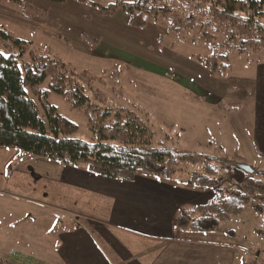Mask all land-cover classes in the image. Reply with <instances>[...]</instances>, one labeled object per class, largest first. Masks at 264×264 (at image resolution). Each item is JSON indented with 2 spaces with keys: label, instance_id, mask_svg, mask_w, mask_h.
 <instances>
[{
  "label": "trees",
  "instance_id": "obj_1",
  "mask_svg": "<svg viewBox=\"0 0 264 264\" xmlns=\"http://www.w3.org/2000/svg\"><path fill=\"white\" fill-rule=\"evenodd\" d=\"M119 12L121 23L128 28L143 29L163 19L169 23V35H191L198 30V40L206 43L210 54L198 55L196 61L212 76L228 75L232 69L225 50L263 54L257 60L264 59V0H114L98 10L104 19L118 17ZM89 77L88 72L76 73L62 58L36 51L32 42L0 27V148H15L30 157L125 182L136 181L140 174L168 181L186 174L188 185L213 191L215 197L179 212L176 226L181 233L215 232L249 204L264 217V171L252 167L254 174L243 173L238 189L220 186L222 168L247 165L237 154L233 159L228 153L216 157L167 145L156 147L155 131L147 119L123 107L98 105L89 98L87 90L93 91ZM47 81L48 89H44ZM52 93L85 112L93 143L69 138L77 125L59 114L50 102ZM4 260L5 264H45L20 251Z\"/></svg>",
  "mask_w": 264,
  "mask_h": 264
},
{
  "label": "rangeland",
  "instance_id": "obj_2",
  "mask_svg": "<svg viewBox=\"0 0 264 264\" xmlns=\"http://www.w3.org/2000/svg\"><path fill=\"white\" fill-rule=\"evenodd\" d=\"M112 3L114 0H88L84 4L0 0V27L32 42L36 51L62 58L76 73L88 72L93 90H87L89 98L98 105L123 107L147 119L155 131L156 147L167 145L216 157H226L228 153L233 159L238 154L247 165L264 171V167L258 168L247 115L239 112L242 84L245 78L254 76L252 66L263 54L225 50L232 69L226 77L216 78L222 86H227V93L223 94L226 90L210 82L196 61L198 55L210 54L206 43L198 40V30L191 35L185 32L169 35V23L163 19L150 22L143 29L128 28L121 23L122 13L118 17L104 16L105 19L98 13L99 6ZM48 85L47 81L43 88L48 89ZM230 87L236 91H229ZM211 98L223 101L228 111L214 107ZM50 102L61 116L77 125L69 138L94 142L83 110L72 108L65 98L54 93L50 94ZM187 176L178 175L184 180ZM244 178L243 174L239 182ZM17 218L18 215L3 216L0 212V264H5L4 258L14 250L30 245L17 241L18 235H14L17 233L14 229L20 232L26 223L6 226ZM263 220L249 204L229 224H221L215 234L218 238L226 236L232 243L229 231L237 232L236 243L246 246L255 255L252 258H258L249 264H264ZM47 221H39L43 237L50 226ZM59 230L56 226L47 232L48 237Z\"/></svg>",
  "mask_w": 264,
  "mask_h": 264
},
{
  "label": "crops",
  "instance_id": "obj_3",
  "mask_svg": "<svg viewBox=\"0 0 264 264\" xmlns=\"http://www.w3.org/2000/svg\"><path fill=\"white\" fill-rule=\"evenodd\" d=\"M252 68L254 76L245 78L241 87L239 112L247 115L258 168H263L264 59ZM203 70L226 94L227 86L216 78L227 75L214 77ZM229 91H236L235 87ZM217 100L211 98L214 107L227 112L226 104ZM175 178L168 181L140 174L134 182L113 180L84 168L30 157L15 148H0V212L18 215L7 227L26 223L22 231L14 229V235L30 245L14 251L45 264H249L258 259L236 243L237 232L229 231L232 243L226 236L218 238L217 230L179 232V212L204 205L215 196L213 191ZM41 219L50 225L47 232L56 226L60 230L43 237L38 226ZM29 222L31 228H27Z\"/></svg>",
  "mask_w": 264,
  "mask_h": 264
},
{
  "label": "built area",
  "instance_id": "obj_4",
  "mask_svg": "<svg viewBox=\"0 0 264 264\" xmlns=\"http://www.w3.org/2000/svg\"><path fill=\"white\" fill-rule=\"evenodd\" d=\"M241 176H243V173L237 167H224L219 177L220 186L228 189H238L241 185L238 178Z\"/></svg>",
  "mask_w": 264,
  "mask_h": 264
},
{
  "label": "water",
  "instance_id": "obj_5",
  "mask_svg": "<svg viewBox=\"0 0 264 264\" xmlns=\"http://www.w3.org/2000/svg\"><path fill=\"white\" fill-rule=\"evenodd\" d=\"M237 168L242 172V173H247V174H254L255 170L249 166V165H244V164H239L237 165Z\"/></svg>",
  "mask_w": 264,
  "mask_h": 264
}]
</instances>
